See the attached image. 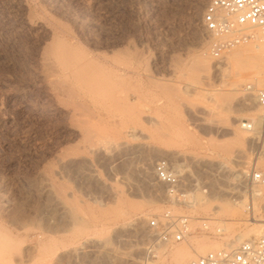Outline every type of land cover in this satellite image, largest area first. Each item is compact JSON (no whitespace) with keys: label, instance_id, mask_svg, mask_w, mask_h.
I'll list each match as a JSON object with an SVG mask.
<instances>
[{"label":"rangeland","instance_id":"obj_1","mask_svg":"<svg viewBox=\"0 0 264 264\" xmlns=\"http://www.w3.org/2000/svg\"><path fill=\"white\" fill-rule=\"evenodd\" d=\"M208 1L0 0V264H174L180 251L190 255L186 264L196 244L205 255L260 237L252 230L264 220V184L249 179L254 170L264 179V108L245 87L264 88V56L224 64L252 43L220 61L211 55L202 21ZM53 34L122 60L118 80L139 97L132 114H143L127 123L136 138L108 127L103 138L98 126L90 131L53 106L33 73L36 49ZM256 45L264 51V42ZM137 145L140 152L121 158ZM162 159L190 186L188 202H201H170L154 173ZM44 179L62 201L50 224ZM244 200L247 208L239 206ZM167 211L190 217L191 234L181 243L162 244L150 228ZM139 217L142 229L133 226Z\"/></svg>","mask_w":264,"mask_h":264},{"label":"bare ground","instance_id":"obj_2","mask_svg":"<svg viewBox=\"0 0 264 264\" xmlns=\"http://www.w3.org/2000/svg\"><path fill=\"white\" fill-rule=\"evenodd\" d=\"M27 25H28V23H27ZM30 27L31 26H29V28ZM54 29H56V28H54ZM205 32H206V30H205ZM206 34L209 37H211L207 32H206ZM247 34L250 36V38H252V40L250 42H248L247 44H249V43H252V44L249 46V48L247 47L244 49H241V48L236 49L233 53H231L229 56H227L224 59L223 62L225 65H229L231 63L238 62L239 61L238 57L242 56V55H245V56L247 55L249 57V59H251V60H259V61L262 60L261 58L264 56V51L262 50L263 48L261 49L260 46L256 45V42H260V44H263V42H264V29H262V28L261 29H255V30L252 29V30H249L247 32ZM66 38H67V35H66ZM50 39H51V41L50 42L48 41L49 43H46V42L43 43L44 40L43 41L41 39L39 40V41H42L41 43H43V44L40 46V48L36 49V50H39L38 55L35 53V55H37V59H34L37 61V67H36L37 69L34 67L36 69V71L34 70L35 72L33 71V73H34V76L36 77V78L35 77L34 78L37 79V81L39 80V82L41 83V85L45 89L44 91L46 92L47 96L49 97V100L52 101L53 106H55L58 111L64 113L66 115V117H68L71 120L72 123L74 122V123H77L81 126H85L90 131H92L91 128H93V126L96 128L98 126V129H99L98 133H95L98 130L94 131L95 128L93 129L94 133L97 135H101V133L102 134L106 133L105 131H107V130H105L103 127H108L111 129V131L114 130L115 134H113V135H116L120 132L117 129L123 128L122 131L124 130L126 137L136 138V136L138 134V130L134 127H130L131 124L128 125L127 123L133 119L138 120L139 119L138 117L142 116L143 114L140 116L137 115L138 116L137 118L135 117V115L137 113L135 115L132 114V112H131V108L133 107L132 105H135L136 103L138 105L139 97H135L134 95L128 94L124 90L122 85L120 84L121 81L119 82V80H118V75H124V74H120V73L125 72V71H123V69L121 70V68H122L121 64L122 63H119L122 60L119 61V59H117V60L112 59L109 56H107L105 53H102V52L96 53L95 51H98V50H95L94 51L95 53L94 52H92V53L87 52L86 53L85 50L82 51V49L80 50V48L77 49L78 46L75 47L76 45L74 43H70L69 41L67 42L66 40H63V38L61 36H58L57 34H53V36L50 37ZM214 41H215V38L211 37V44ZM73 44H74V46H73ZM242 45H244V44H242ZM201 46H203L202 43H201ZM239 46H241V45H238L236 47H239ZM235 48H233V49H235ZM223 58L222 59L216 58V59L218 61H220V60H223ZM198 60H199V62L201 61L200 63H202V64H203V62L205 63L204 58L203 59L199 58ZM35 64H36V62H35ZM207 66H208V64H207ZM207 73H208V70H207ZM123 78H122V80H123ZM120 80H121V78H120ZM121 83H123V82H121ZM245 90H246V92H250V93L254 92L255 93L254 97H255L256 92L258 90H262V89H257V86L249 84L245 87ZM246 92L244 91V93H246ZM249 95H247V96H249ZM243 100H245V99H243ZM255 102L257 104L256 97H255ZM257 106H259V105L257 104ZM138 114H141V112ZM152 119H156V118L151 117L150 120H152ZM236 119L237 118H234V120H236ZM258 119L261 120L260 117ZM142 122L143 121H141V123ZM129 123H131V122H129ZM252 124L253 125L256 124V121L253 120ZM252 124L241 122L240 127L244 130L253 131V129H252L253 125ZM133 125H135V124H133ZM137 125H140V124L137 123ZM99 127H101V129ZM102 129L105 130V131H103L104 133L100 131ZM89 130H87V131H89ZM89 134H91V132H89L87 135H89ZM120 136H122V135H119V137ZM102 137L105 138L104 136H102ZM88 138H91V137L88 136ZM99 138L100 137L98 136V139ZM100 141H102V138L100 139ZM98 142H99V140H98ZM100 144H101V142H100ZM115 144L116 145L118 144V146L126 145L125 142H121V141H120V143L118 142ZM96 145H98V144H96ZM126 146H128V144ZM141 146L142 145H137V146L132 147L131 149L128 147V149H130V150L127 151V153L124 155L126 157L121 156V158H127V157H129V155L134 156V154H137L138 152H140ZM100 148H101V146H100ZM233 153L237 154L236 156H238V154H240V150L237 149V150H235V152L233 151ZM121 158H119V159L121 160ZM221 166H223V165H221ZM173 167H175V166L173 165ZM175 168L177 169V167H175ZM55 171L57 172L56 169H55ZM178 171L180 172L179 169H178ZM258 173H260V172H258ZM261 175L263 176L262 173H261ZM183 179H184V177H183ZM251 183L255 184L252 181H251ZM159 184H161V183L159 182ZM263 184H264V179H263V182H261V184H258V185H263ZM161 185L165 188V186L163 184H161ZM185 185H186V189H189L190 186H188L186 183H185ZM39 190L42 194H44L45 197H47L48 199L50 198V201H51L47 210H45L46 212L43 213L44 215L41 214L44 216L43 218L46 221L45 223L50 224L54 221H57V218L60 215L59 212H60L61 205H62V201H61V199L59 197V193H58L59 191L56 190V187H55L53 181H51L49 179H47L46 181L44 179V183H41ZM260 192H261V190H260ZM165 193H166V189H165ZM166 195H167V193H166ZM256 195L258 196L259 194L256 193ZM167 197H168V195H167ZM168 199L170 200L169 197H168ZM196 199H195V201L187 202L188 203L187 206L190 207L191 203H193V202L194 203L197 201L201 202L200 199H197V200ZM170 202L172 203L171 200H170ZM172 204L175 205L174 203H172ZM239 206L242 208H247V204H246L245 200L240 202ZM135 222L136 223L133 226H137V228L141 227L142 219H140V217H139V220H137ZM140 229H142V227ZM151 229H153V228H151ZM153 230H155L158 233L159 239H160L162 244H166V245L177 244V243H164L160 238V231L156 230V229H153ZM215 230L217 233H220V231H221L218 227ZM252 231H253V234H255L256 236H260V237L264 236V220L262 219L261 223L256 224V226L253 228ZM252 231H251V233H252ZM213 234H214V232H213ZM248 234H249V232H248ZM188 236L189 235H186V238ZM260 237H258V238H260ZM239 242H240V239H235L232 241L230 247H227V249H221V250H224L226 252H232V251L236 250V248H238V246L235 249H231V247L238 245ZM89 246H91V245H89ZM92 247H94V245ZM216 248H219V246L212 247L211 252H213ZM196 249L197 250H195L196 253H195V257H194L195 259H197L201 256H204V253L206 252V247L204 245H202L201 243L196 244ZM216 251H219V250H216ZM33 253H34V251H33ZM18 254H19V252H18ZM189 256L190 255L187 252H184V251L181 252L180 251L175 256L173 255L174 258H172V259L174 261V264H182L184 261L187 260V258ZM26 259H27V257H26ZM195 259H192V260H195ZM192 260H190V261H192ZM190 261H187V263Z\"/></svg>","mask_w":264,"mask_h":264},{"label":"built area","instance_id":"obj_3","mask_svg":"<svg viewBox=\"0 0 264 264\" xmlns=\"http://www.w3.org/2000/svg\"><path fill=\"white\" fill-rule=\"evenodd\" d=\"M202 21L206 32L215 38L210 46L211 55L222 59L236 46L252 40L247 34L249 30L264 29V0H209ZM255 97L257 104L264 108V89L258 90ZM154 173L172 203L187 207L189 190L178 169L169 160L162 159L155 164ZM250 180L261 184L263 176L254 170ZM203 222L202 230L208 232V222ZM189 225L190 217L174 216L170 211L150 223L151 228L160 231L164 243L183 242L191 233ZM187 264H264V236L244 242L232 252H209Z\"/></svg>","mask_w":264,"mask_h":264}]
</instances>
